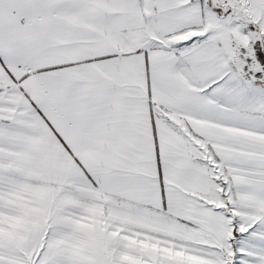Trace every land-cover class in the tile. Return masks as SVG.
<instances>
[{
	"label": "snow or ice",
	"instance_id": "1",
	"mask_svg": "<svg viewBox=\"0 0 264 264\" xmlns=\"http://www.w3.org/2000/svg\"><path fill=\"white\" fill-rule=\"evenodd\" d=\"M0 264H264V0H0Z\"/></svg>",
	"mask_w": 264,
	"mask_h": 264
}]
</instances>
